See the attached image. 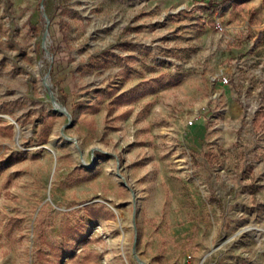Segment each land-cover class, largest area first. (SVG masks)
I'll list each match as a JSON object with an SVG mask.
<instances>
[{"label": "rangeland", "instance_id": "obj_1", "mask_svg": "<svg viewBox=\"0 0 264 264\" xmlns=\"http://www.w3.org/2000/svg\"><path fill=\"white\" fill-rule=\"evenodd\" d=\"M262 29L264 0H0V264H264V85L209 120Z\"/></svg>", "mask_w": 264, "mask_h": 264}, {"label": "built area", "instance_id": "obj_2", "mask_svg": "<svg viewBox=\"0 0 264 264\" xmlns=\"http://www.w3.org/2000/svg\"><path fill=\"white\" fill-rule=\"evenodd\" d=\"M250 24L248 21H244L242 25H240L237 28L245 29L246 27H249ZM251 27V26H250ZM216 28L221 32L225 33L226 30H228V26H225L221 24L220 21H216ZM234 28V27H232ZM231 28V29H232ZM262 32H264V29H262ZM225 38L230 42L233 43L234 38L224 34ZM258 48V47H257ZM250 52L248 54H251V57H245L246 55L233 57L230 59L229 64L226 66L225 71H222L218 74H214L210 76V84H211V94H210V101H212L215 104V109L211 111L212 117L209 119L210 121H217V115L223 110L218 106V102L221 98L222 92L225 90L226 87H228L231 91L235 90V92L239 93V100L240 102L245 105V99L244 94L246 92H254V91H261L260 87L264 85V72H262L261 67L262 63H264V52L262 50L255 51L257 54H255L254 50L256 49V45L252 43V46L249 48ZM262 52V53H261ZM258 62L257 63V70L254 73H246V68L250 65L252 62ZM255 81H257L255 83ZM258 82H261V84H257ZM260 107V104H257L254 110L256 108ZM207 109V108H206ZM199 111L195 109V114L187 119V124H193V121L199 117Z\"/></svg>", "mask_w": 264, "mask_h": 264}, {"label": "crops", "instance_id": "obj_3", "mask_svg": "<svg viewBox=\"0 0 264 264\" xmlns=\"http://www.w3.org/2000/svg\"><path fill=\"white\" fill-rule=\"evenodd\" d=\"M260 5H257V6H254L252 9H256V8H258ZM246 8H249V6L248 7H246ZM261 36H262V31H258L256 34H254L253 33V35H251V40L253 39L254 41H251V42H255L256 41V43L260 40V38H261ZM244 41V40H243ZM249 42V40L248 39H245V43H248ZM262 52H264V51H262ZM226 89V88H225ZM229 103V102H228ZM230 104H232V103H229V105Z\"/></svg>", "mask_w": 264, "mask_h": 264}, {"label": "water", "instance_id": "obj_4", "mask_svg": "<svg viewBox=\"0 0 264 264\" xmlns=\"http://www.w3.org/2000/svg\"><path fill=\"white\" fill-rule=\"evenodd\" d=\"M51 100H52V103H53V104L56 103L55 100H54V97H53L52 95H51ZM59 106H60V105H59ZM55 110H57V111H61V112H63L65 115L68 116V112L66 111V109H65L64 107H61V106H60V109L57 108V109H55ZM51 144H53V142H52ZM48 150H50L51 152H53L51 149H48Z\"/></svg>", "mask_w": 264, "mask_h": 264}, {"label": "bare ground", "instance_id": "obj_5", "mask_svg": "<svg viewBox=\"0 0 264 264\" xmlns=\"http://www.w3.org/2000/svg\"><path fill=\"white\" fill-rule=\"evenodd\" d=\"M52 104H53V103H52ZM55 104H58V103L56 102ZM55 104H53V105H55ZM58 105H59V104H58ZM193 124H194V123H193ZM193 124H191L189 127H191ZM50 143H51V141L48 142V146H51ZM48 146H46V148H47V149H50ZM49 152H50V151H49Z\"/></svg>", "mask_w": 264, "mask_h": 264}]
</instances>
